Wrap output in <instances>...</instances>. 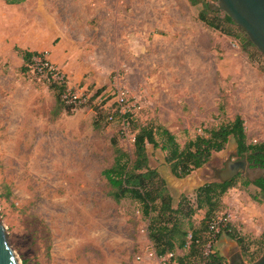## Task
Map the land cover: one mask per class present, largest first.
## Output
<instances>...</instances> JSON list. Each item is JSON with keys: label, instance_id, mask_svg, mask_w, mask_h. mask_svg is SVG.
Returning <instances> with one entry per match:
<instances>
[{"label": "rangeland", "instance_id": "obj_1", "mask_svg": "<svg viewBox=\"0 0 264 264\" xmlns=\"http://www.w3.org/2000/svg\"><path fill=\"white\" fill-rule=\"evenodd\" d=\"M202 10L188 0H0V219L19 264H159L139 205L116 202L102 176L115 148L133 158L140 127L167 129L182 149L240 116L246 144L264 143V56L242 51L235 29L209 28ZM17 49L43 54L56 74ZM58 82L69 110L57 109ZM147 152L184 228H198L195 191L219 182L213 171L237 158L235 142L184 179L165 152ZM231 181L218 212L229 231L212 245L224 264H250L264 253V197L244 176Z\"/></svg>", "mask_w": 264, "mask_h": 264}, {"label": "trees", "instance_id": "obj_2", "mask_svg": "<svg viewBox=\"0 0 264 264\" xmlns=\"http://www.w3.org/2000/svg\"><path fill=\"white\" fill-rule=\"evenodd\" d=\"M24 1L5 0L9 5H19ZM188 2L191 6L200 4L204 6V10L199 14V20L209 28L217 30L229 28L228 31L230 29L238 31L239 35L236 37L242 42V51L247 52L249 47L255 48L245 32L235 26L230 18L222 12L211 11L209 2L206 0H188ZM230 33L227 32V35ZM16 51L25 65H31L35 58L43 57V54L37 52L18 49ZM52 87L57 92V109L72 108L73 104L65 98L69 95L66 82H58ZM243 124L241 117L236 116L233 121L206 131V136H198L187 142L182 149L175 136L167 129L160 126H143L134 135L132 159L121 149L115 148L112 165L102 172V176L110 187L109 195L116 202L130 198L139 205V212L148 221L147 237L156 257L173 254L171 263L175 264H224L223 256L214 251L212 244L213 239L229 231V226L226 223L220 224L218 232L211 230V226L219 217L221 197L231 187L232 181L205 183L196 189L197 208L205 210V214L198 228L188 222L185 229L181 219V202H175L164 176L158 169L149 165L147 146L166 153L164 164L168 166L170 174L176 179H184L193 171L201 169L210 161L214 153L223 151L231 139L236 144L238 157H247L264 165V143L247 145ZM246 183L250 184L248 181ZM252 185L257 187L264 197V178ZM223 215L221 214L224 218ZM183 250H186L183 256L177 255L178 251Z\"/></svg>", "mask_w": 264, "mask_h": 264}, {"label": "water", "instance_id": "obj_3", "mask_svg": "<svg viewBox=\"0 0 264 264\" xmlns=\"http://www.w3.org/2000/svg\"><path fill=\"white\" fill-rule=\"evenodd\" d=\"M213 12H222L232 23L240 27L251 44L264 56V0H216L208 4ZM239 174L251 184L264 178V167L248 163L245 158L227 160L224 169L214 171V179L226 183ZM0 264H19L13 249L9 245L7 232L0 219ZM236 264H246L241 258ZM250 264H264V253Z\"/></svg>", "mask_w": 264, "mask_h": 264}, {"label": "built area", "instance_id": "obj_4", "mask_svg": "<svg viewBox=\"0 0 264 264\" xmlns=\"http://www.w3.org/2000/svg\"><path fill=\"white\" fill-rule=\"evenodd\" d=\"M37 58H41V57H37ZM35 59H34V64H35ZM40 62H43V64L42 65H39V67H38L39 70H44L45 69L48 73H51L52 75H55L56 74L54 72L52 66H49V64L44 59L41 58L40 59ZM120 95H122V94H120ZM73 99H76V98L73 97ZM109 119L112 120L113 117L112 116H109ZM225 220H226L225 218H223L222 216H219L217 218L216 223H214L211 226V230H214L215 232H218L219 231V225L220 224H223L225 222ZM150 256H155L154 253H153V251L150 252ZM173 256H174L173 254H167V255H165L163 257H160V258H158V257L155 256V258H156V260H157V262L159 264H169V262H171V259L173 258Z\"/></svg>", "mask_w": 264, "mask_h": 264}, {"label": "flooded vegetation", "instance_id": "obj_5", "mask_svg": "<svg viewBox=\"0 0 264 264\" xmlns=\"http://www.w3.org/2000/svg\"><path fill=\"white\" fill-rule=\"evenodd\" d=\"M241 157H238L237 156V158L236 159H234V160H237V159H240ZM243 158H245L246 159V161L248 162V163H254L256 166H261V167H264V165H262V164H260V163H257V162H255V161H252V160H249V158H247V157H243ZM229 160H233V159H229ZM225 164V163H224ZM222 169H224V165H223V167L221 168V169H219V170H222ZM215 171V170H214ZM214 171H213V176H214ZM238 176H242L241 174H239ZM237 176V177H238ZM260 179H263V178H260ZM260 179H258V180H260ZM257 180V181H258ZM237 258H240L238 255H234V256H232L230 259H229V264H236V259Z\"/></svg>", "mask_w": 264, "mask_h": 264}, {"label": "crops", "instance_id": "obj_6", "mask_svg": "<svg viewBox=\"0 0 264 264\" xmlns=\"http://www.w3.org/2000/svg\"><path fill=\"white\" fill-rule=\"evenodd\" d=\"M165 180L167 181V183L169 182L167 179H165ZM168 186H170L169 183H168ZM169 188H170V187H169ZM177 254H179V252H178ZM173 264H175V263H173Z\"/></svg>", "mask_w": 264, "mask_h": 264}]
</instances>
